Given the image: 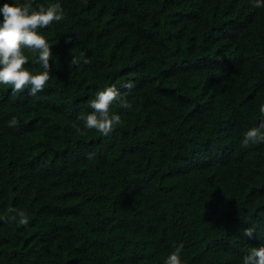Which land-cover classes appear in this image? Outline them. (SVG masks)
<instances>
[{"label": "trees", "instance_id": "16d2710c", "mask_svg": "<svg viewBox=\"0 0 264 264\" xmlns=\"http://www.w3.org/2000/svg\"><path fill=\"white\" fill-rule=\"evenodd\" d=\"M5 2L59 3L64 18L39 30L52 53L44 89L0 84V264H164L180 244L182 264H243L264 246V143L242 147L264 120V7ZM80 52L90 62L71 65ZM24 54L28 71H42ZM111 85L132 108L111 106L121 123L108 136L78 135Z\"/></svg>", "mask_w": 264, "mask_h": 264}, {"label": "clouds", "instance_id": "9594fccd", "mask_svg": "<svg viewBox=\"0 0 264 264\" xmlns=\"http://www.w3.org/2000/svg\"><path fill=\"white\" fill-rule=\"evenodd\" d=\"M253 7H264V0H250ZM0 84L11 85L14 93L30 89L29 95L35 96L42 91L45 84L50 80L49 60L52 59L51 45L39 30L52 25L53 22H60L64 18V10L59 3L52 4L45 8L33 9L30 3L20 5L7 2L0 6ZM31 50L37 54L36 61L42 66V71L35 74L28 71L24 66L28 57L24 50ZM86 53L80 52L79 56L72 57L71 65H78L81 60L88 64L89 59L85 58ZM132 89L134 85L128 82L124 85ZM113 104L120 108L131 109L132 104L128 101L127 95L122 94L115 85L104 87L96 91L94 98L89 101L91 112L79 117L83 121V128L75 126L78 135H85L86 130L94 129L103 136H108L115 127L121 123V116L110 111ZM264 114V105L260 107ZM17 123L16 119L10 121V126ZM264 143V120L257 127L246 131L242 140V147L250 144ZM95 153H89L88 158H94ZM10 221L18 225L27 226L29 217L22 210L9 209ZM254 229L244 230L243 235L252 237ZM183 244L174 246L164 264H182L180 253ZM243 264H264V246L251 247L248 254L243 257Z\"/></svg>", "mask_w": 264, "mask_h": 264}]
</instances>
